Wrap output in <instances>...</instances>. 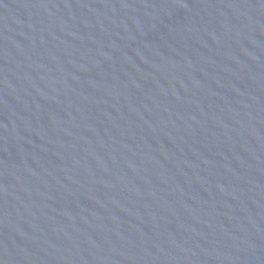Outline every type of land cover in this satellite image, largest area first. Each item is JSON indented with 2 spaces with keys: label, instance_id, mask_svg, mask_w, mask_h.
<instances>
[{
  "label": "water",
  "instance_id": "water-1",
  "mask_svg": "<svg viewBox=\"0 0 264 264\" xmlns=\"http://www.w3.org/2000/svg\"><path fill=\"white\" fill-rule=\"evenodd\" d=\"M0 264H264V0H0Z\"/></svg>",
  "mask_w": 264,
  "mask_h": 264
}]
</instances>
